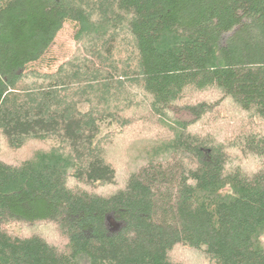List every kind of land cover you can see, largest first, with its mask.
Wrapping results in <instances>:
<instances>
[{
	"label": "trees",
	"instance_id": "1",
	"mask_svg": "<svg viewBox=\"0 0 264 264\" xmlns=\"http://www.w3.org/2000/svg\"><path fill=\"white\" fill-rule=\"evenodd\" d=\"M188 253L264 264V0H0V264Z\"/></svg>",
	"mask_w": 264,
	"mask_h": 264
},
{
	"label": "rangeland",
	"instance_id": "2",
	"mask_svg": "<svg viewBox=\"0 0 264 264\" xmlns=\"http://www.w3.org/2000/svg\"><path fill=\"white\" fill-rule=\"evenodd\" d=\"M76 30L77 24L73 22L64 23L63 27L56 33L48 49L43 53L40 59L29 63L28 68L47 72L55 70L61 62H63L73 53L75 49L73 37ZM226 137H229V135L227 134ZM55 237L58 239L59 243H61V237H59L58 234L55 235ZM184 257L188 259L190 264H207V262H205L202 258L191 257L189 253L184 254Z\"/></svg>",
	"mask_w": 264,
	"mask_h": 264
}]
</instances>
